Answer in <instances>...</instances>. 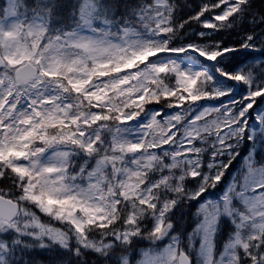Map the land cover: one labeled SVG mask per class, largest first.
I'll return each mask as SVG.
<instances>
[{
    "label": "snow or ice",
    "instance_id": "6c2138e0",
    "mask_svg": "<svg viewBox=\"0 0 264 264\" xmlns=\"http://www.w3.org/2000/svg\"><path fill=\"white\" fill-rule=\"evenodd\" d=\"M0 264H264V0H3Z\"/></svg>",
    "mask_w": 264,
    "mask_h": 264
},
{
    "label": "trees",
    "instance_id": "16d2710c",
    "mask_svg": "<svg viewBox=\"0 0 264 264\" xmlns=\"http://www.w3.org/2000/svg\"><path fill=\"white\" fill-rule=\"evenodd\" d=\"M0 4H1V0H0Z\"/></svg>",
    "mask_w": 264,
    "mask_h": 264
}]
</instances>
